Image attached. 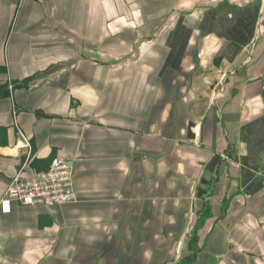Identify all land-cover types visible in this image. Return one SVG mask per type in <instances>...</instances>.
Masks as SVG:
<instances>
[{
  "label": "crops",
  "instance_id": "0c3cea01",
  "mask_svg": "<svg viewBox=\"0 0 264 264\" xmlns=\"http://www.w3.org/2000/svg\"><path fill=\"white\" fill-rule=\"evenodd\" d=\"M0 86V201L77 197L0 209V264H264V0H0Z\"/></svg>",
  "mask_w": 264,
  "mask_h": 264
},
{
  "label": "built area",
  "instance_id": "2783aa9c",
  "mask_svg": "<svg viewBox=\"0 0 264 264\" xmlns=\"http://www.w3.org/2000/svg\"><path fill=\"white\" fill-rule=\"evenodd\" d=\"M74 161L58 157L46 171L27 177H15L8 185L0 209L10 211V203L21 205H43L53 207L76 201L73 183Z\"/></svg>",
  "mask_w": 264,
  "mask_h": 264
},
{
  "label": "water",
  "instance_id": "95a60500",
  "mask_svg": "<svg viewBox=\"0 0 264 264\" xmlns=\"http://www.w3.org/2000/svg\"><path fill=\"white\" fill-rule=\"evenodd\" d=\"M195 127V124L193 123V122H190L189 124H188V129H187V131H188V138L189 139H195V135H194V133H193V131H192V129ZM218 159H219V155H214L213 156V158L207 163V165L205 166V169L207 170V171H210V172H212V171H214V169H215V166H216V164H217V162H218ZM202 183L203 184H205L206 183V180L205 179H203L202 180ZM205 193V191L204 190H202V189H198V195L197 196H201L202 194H204Z\"/></svg>",
  "mask_w": 264,
  "mask_h": 264
},
{
  "label": "trees",
  "instance_id": "16d2710c",
  "mask_svg": "<svg viewBox=\"0 0 264 264\" xmlns=\"http://www.w3.org/2000/svg\"><path fill=\"white\" fill-rule=\"evenodd\" d=\"M26 81H27V83H28V80H26ZM24 83H25V82H24ZM24 83H22V84L24 85ZM17 86H18V85H17ZM2 94H3V95L6 94V87H4V86H0V95H2ZM5 133H6L5 129L0 128V136H3V139H4V136H5ZM0 143H2V140L0 141ZM49 167H50V166H49ZM49 167H48L47 169H45V171L48 170ZM205 184H206V183H205ZM70 204H71V203H70ZM65 205H68V204H65ZM191 238H192V237H191ZM189 249H190L191 251H195V250H196V247H195V239H194V238H192L191 241H190ZM192 261H193V257L189 255L187 258L181 259V261H180L179 264H191Z\"/></svg>",
  "mask_w": 264,
  "mask_h": 264
}]
</instances>
